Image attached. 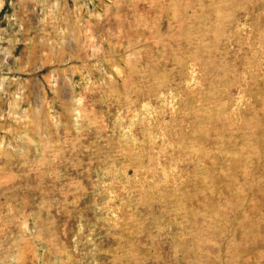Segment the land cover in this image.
<instances>
[{
	"label": "rangeland",
	"instance_id": "374dc122",
	"mask_svg": "<svg viewBox=\"0 0 264 264\" xmlns=\"http://www.w3.org/2000/svg\"><path fill=\"white\" fill-rule=\"evenodd\" d=\"M0 264H264V0H0Z\"/></svg>",
	"mask_w": 264,
	"mask_h": 264
}]
</instances>
